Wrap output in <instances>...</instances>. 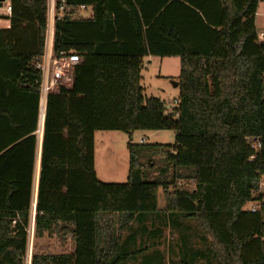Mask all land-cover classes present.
<instances>
[{"label":"trees","instance_id":"1","mask_svg":"<svg viewBox=\"0 0 264 264\" xmlns=\"http://www.w3.org/2000/svg\"><path fill=\"white\" fill-rule=\"evenodd\" d=\"M259 2L66 0L53 51L74 53L81 63L72 86L47 98L34 182L48 0H10V28L0 29V264H25L32 204L36 238L70 236L73 250L35 248L31 264H123L144 253L124 246L135 241L133 224L152 215L161 227L197 221L223 264H264V215L243 211L248 202H264L257 194L264 176ZM80 6L91 17H81ZM146 57L180 59L172 115L161 100L143 95ZM163 130L175 132L174 146L129 144L126 184L97 179V132ZM143 154L164 158L159 175L151 172L156 163L141 162ZM116 221L131 232L123 247Z\"/></svg>","mask_w":264,"mask_h":264},{"label":"rangeland","instance_id":"2","mask_svg":"<svg viewBox=\"0 0 264 264\" xmlns=\"http://www.w3.org/2000/svg\"><path fill=\"white\" fill-rule=\"evenodd\" d=\"M6 1L4 2V4ZM259 16L257 20V29L259 33L264 32V0L259 2ZM2 8V7H1ZM5 5L0 14L5 13ZM87 15L88 13H83ZM87 17V16H85ZM264 42V37H261ZM180 75V59L146 57L143 60V68L141 71V87L145 98H157L161 100L166 108L168 115L174 114L178 107L180 92L178 88H174L173 83L177 82ZM176 134L174 131H136L132 136L116 131L97 132L95 134V171L97 179L106 184H126L128 182L129 144L140 147L139 150H145L149 147L157 145L174 146ZM145 143V144H144ZM141 162L146 166H156L151 172L154 176L159 175L158 169L163 166L165 161L162 157L151 155L148 157L143 154L140 158ZM186 182L184 181L183 185ZM254 202H248L243 211L248 212ZM165 208V200L163 191H159V209ZM157 215H152V219L142 224H133L134 230L139 229L135 241L125 245L124 249L129 252L136 248H145L142 255L131 258L123 264H223L215 251L214 243L211 237H207V241L203 239V233L197 221L188 219L182 220L181 228L161 227L164 222ZM35 218L36 210L31 213L30 225L28 229V250L27 257L31 262L35 248L42 252L50 254L69 253L73 250V243L70 236L66 238L53 233L45 234L43 238H36L35 235ZM116 229L119 228V222H115ZM145 227L146 231H141ZM162 231L160 238H157V230ZM121 235V247L125 239L131 234L127 230H119ZM121 251V248H119ZM127 251V252H128ZM203 255L208 260L199 259ZM196 258H198L196 260ZM27 259L25 260V264ZM29 262V264H31Z\"/></svg>","mask_w":264,"mask_h":264},{"label":"built area","instance_id":"3","mask_svg":"<svg viewBox=\"0 0 264 264\" xmlns=\"http://www.w3.org/2000/svg\"><path fill=\"white\" fill-rule=\"evenodd\" d=\"M68 11L66 5V0H48V15L51 21V29L54 28V25L57 19H62L65 12ZM91 11L90 8L86 6H80L79 12L81 17H85L82 14ZM6 14L11 17L12 8L7 7ZM87 16L85 18H89ZM50 29H47V32ZM81 63V59L76 54L65 55L62 57H56L53 54H45L38 68L42 71V81L40 84L41 92V102L47 103V98L51 93H56L59 91L60 87H71L73 84V74L74 69L77 65ZM255 149H260V143H255L253 145ZM257 194H264V176L259 181V187ZM264 202L256 201L252 208L248 211L252 214H262L264 215ZM28 255L26 259L28 262ZM32 261V260H31ZM26 262V263H27ZM31 263V262H30ZM29 264V262L27 263Z\"/></svg>","mask_w":264,"mask_h":264},{"label":"crops","instance_id":"4","mask_svg":"<svg viewBox=\"0 0 264 264\" xmlns=\"http://www.w3.org/2000/svg\"><path fill=\"white\" fill-rule=\"evenodd\" d=\"M6 7L5 9V13H1L0 14V29H9L10 28V16H8L6 14V10H7V7L10 6V0H6V3L3 4L2 8L0 7V12H2L1 10H3V7ZM259 6H258V10H257V13H256V21H255V25H256V30H257V33H258V36H259V42L261 43V37L263 36L264 37V32L263 33H259L258 32V29H257V20H258V16H259ZM88 14L87 15H84L82 14L83 16H91L92 15V11H88L87 12ZM48 32H47V41H46V48H45V54H53L54 55V36H55V25H54V28L51 29V21H50V17L48 15ZM51 31H53V35H52V46L50 47L49 46V36L51 35ZM150 58V57H149ZM47 105V103H46ZM46 105L45 103H40V121H39V128H38V131L36 133V136H37V148H36V163H35V175H34V182L36 180V167H37V162H38V156H39V153H41V156H42V146H43V138H44V124H45V114H46ZM33 193H34V190H33ZM36 210V208H35ZM33 212V204H32V211L31 213Z\"/></svg>","mask_w":264,"mask_h":264},{"label":"water","instance_id":"5","mask_svg":"<svg viewBox=\"0 0 264 264\" xmlns=\"http://www.w3.org/2000/svg\"><path fill=\"white\" fill-rule=\"evenodd\" d=\"M5 1L6 0H0V7L3 6V4H4ZM173 86H174V88H178V82L173 83ZM38 187H39V184H38Z\"/></svg>","mask_w":264,"mask_h":264},{"label":"bare ground","instance_id":"6","mask_svg":"<svg viewBox=\"0 0 264 264\" xmlns=\"http://www.w3.org/2000/svg\"><path fill=\"white\" fill-rule=\"evenodd\" d=\"M51 35L49 36V46L51 47L52 46V35H53V31H51L50 33Z\"/></svg>","mask_w":264,"mask_h":264}]
</instances>
